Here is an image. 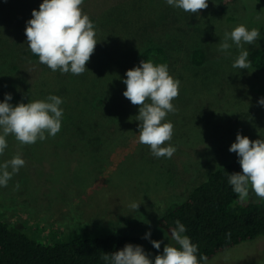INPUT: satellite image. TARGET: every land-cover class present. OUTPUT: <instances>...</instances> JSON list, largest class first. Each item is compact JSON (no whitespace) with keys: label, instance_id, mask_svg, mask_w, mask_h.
<instances>
[{"label":"rangeland","instance_id":"rangeland-1","mask_svg":"<svg viewBox=\"0 0 264 264\" xmlns=\"http://www.w3.org/2000/svg\"><path fill=\"white\" fill-rule=\"evenodd\" d=\"M42 2L0 0V102L6 93L13 106L56 95L63 101L61 129L30 145L6 137L0 163L19 154L25 164L0 186V219L43 243L71 235H136L154 260L165 244H174L157 222L166 208L213 169L239 159L228 150L237 132L264 139V106L258 103L264 71L251 62L249 69L233 68L240 51L235 44L229 54L218 50L225 31L240 24L261 33L256 43L243 45L249 54L264 46V6L208 0L206 9L192 14L166 0H84L81 9L98 42L85 72L74 75L52 71L27 45L26 22ZM152 45L164 50L168 72L180 82L172 101L176 112L165 118L174 126L165 144L176 148L171 158H157L138 142L139 106L123 96L126 70L138 67L141 51ZM195 48L205 52L201 64L192 60ZM250 198H257L251 190L240 201ZM151 240L161 242L159 250ZM201 264H264V235Z\"/></svg>","mask_w":264,"mask_h":264},{"label":"clouds","instance_id":"clouds-1","mask_svg":"<svg viewBox=\"0 0 264 264\" xmlns=\"http://www.w3.org/2000/svg\"><path fill=\"white\" fill-rule=\"evenodd\" d=\"M84 0H43L39 10H32V18L26 22L25 36L29 49L38 56L40 63L52 71L71 72L81 75L86 70V64L97 44L93 22L82 12ZM166 3L184 12L197 14L208 7V0H166ZM261 36L257 28L249 30L245 25L235 26L231 31H225L218 50L228 53L235 44L239 55L232 67L249 69L248 51L244 44L256 43ZM229 41L232 43L230 44ZM88 70V69H87ZM123 83L126 89L123 96L131 104L139 106L136 116L138 124V142L147 145L151 154L157 158H171L176 151L172 145L165 146L173 136V124L165 120L168 113H175L172 101L179 95V81L168 72L166 64L155 65L150 60H141L138 67L126 70ZM11 94L6 93L4 102H0V155L7 148L6 137L11 134L21 145L36 143L55 135L61 129L63 110L59 107L63 101L56 95H49L46 100H34L28 103H18L13 106L8 103ZM258 103L264 106V98ZM238 156L242 172L228 175V183L240 200L247 199L251 190L256 197L264 200V139L250 140L236 134V140L229 149ZM25 161L19 154L0 163V186L7 187L8 181L18 173ZM11 169V171H9ZM19 188V183L15 185ZM139 203L133 202L130 207L138 208ZM176 227L170 229L171 239L180 247L165 244L163 253L149 258L140 245L125 244L123 249L113 253H104L100 259L105 264H199L196 253L198 247L187 235L186 227L179 220ZM150 233L145 234L149 238ZM154 248L160 249L161 242L150 241ZM200 259L206 260V257Z\"/></svg>","mask_w":264,"mask_h":264},{"label":"trees","instance_id":"trees-1","mask_svg":"<svg viewBox=\"0 0 264 264\" xmlns=\"http://www.w3.org/2000/svg\"><path fill=\"white\" fill-rule=\"evenodd\" d=\"M233 2L235 0H225ZM264 6V0H255ZM156 55V58H154ZM192 60L201 64L205 52L192 51ZM153 64H166L168 57L161 47L147 46L139 55ZM249 60L259 71H264V46L251 49ZM264 94V87L261 88ZM242 172L238 159L230 160L213 169L178 202L171 204L157 222L170 235L179 220L186 227L201 264L218 252L242 241L264 235V200L260 198L241 202L228 175ZM136 235L109 234L104 236L71 235L62 241H36L20 228L0 219V264H105L100 257L123 249L125 244L138 245ZM176 247H180L174 242Z\"/></svg>","mask_w":264,"mask_h":264}]
</instances>
